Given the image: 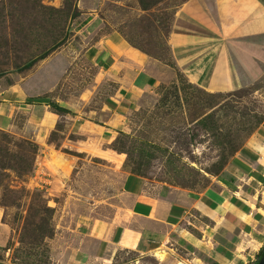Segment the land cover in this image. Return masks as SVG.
<instances>
[{
  "label": "rangeland",
  "instance_id": "1",
  "mask_svg": "<svg viewBox=\"0 0 264 264\" xmlns=\"http://www.w3.org/2000/svg\"><path fill=\"white\" fill-rule=\"evenodd\" d=\"M186 1L0 2V79L27 80L31 92L51 105L81 113L103 106L116 86L85 49L112 33L157 81L124 125L106 137L70 134L57 122L34 138L24 120L23 133L0 132V203L13 230L6 257L51 264V247L72 233L74 219H118L129 174L202 192L241 147L263 134L264 13H250L229 31L240 87L215 92L191 84L175 66L171 34Z\"/></svg>",
  "mask_w": 264,
  "mask_h": 264
},
{
  "label": "crops",
  "instance_id": "2",
  "mask_svg": "<svg viewBox=\"0 0 264 264\" xmlns=\"http://www.w3.org/2000/svg\"><path fill=\"white\" fill-rule=\"evenodd\" d=\"M230 1L187 0L171 34L176 68L191 84L215 92L240 87L229 31L250 13H264V0ZM137 55L117 33L85 49V56L116 88L107 92L103 106L82 113L65 105L59 106L67 112L55 111L43 95L31 92L27 80L15 75L0 79V132L23 133L21 120L34 138L41 129L53 130L57 122L70 134L101 138L117 131L144 93L157 85ZM262 133L241 147L217 182L202 192L127 175L120 217L74 219L72 233L51 247V264H256L264 249ZM12 232L0 203V264H20L11 254L6 257ZM123 254L131 257L123 261Z\"/></svg>",
  "mask_w": 264,
  "mask_h": 264
},
{
  "label": "trees",
  "instance_id": "3",
  "mask_svg": "<svg viewBox=\"0 0 264 264\" xmlns=\"http://www.w3.org/2000/svg\"><path fill=\"white\" fill-rule=\"evenodd\" d=\"M55 110L59 111V112H67L66 109L61 108L59 105H51ZM264 249L261 251L259 258H258V262L256 264L259 263V260L261 259L262 255H263ZM27 262V261H26ZM23 264V263H22Z\"/></svg>",
  "mask_w": 264,
  "mask_h": 264
},
{
  "label": "water",
  "instance_id": "4",
  "mask_svg": "<svg viewBox=\"0 0 264 264\" xmlns=\"http://www.w3.org/2000/svg\"><path fill=\"white\" fill-rule=\"evenodd\" d=\"M258 264H264V252H263V255H262L261 259L259 260Z\"/></svg>",
  "mask_w": 264,
  "mask_h": 264
},
{
  "label": "built area",
  "instance_id": "5",
  "mask_svg": "<svg viewBox=\"0 0 264 264\" xmlns=\"http://www.w3.org/2000/svg\"><path fill=\"white\" fill-rule=\"evenodd\" d=\"M2 0H0V2H1ZM252 264H255V263H252Z\"/></svg>",
  "mask_w": 264,
  "mask_h": 264
}]
</instances>
